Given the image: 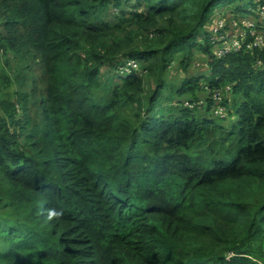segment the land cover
<instances>
[{
	"label": "trees",
	"instance_id": "obj_1",
	"mask_svg": "<svg viewBox=\"0 0 264 264\" xmlns=\"http://www.w3.org/2000/svg\"><path fill=\"white\" fill-rule=\"evenodd\" d=\"M263 1L0 0V264H264Z\"/></svg>",
	"mask_w": 264,
	"mask_h": 264
},
{
	"label": "built area",
	"instance_id": "obj_2",
	"mask_svg": "<svg viewBox=\"0 0 264 264\" xmlns=\"http://www.w3.org/2000/svg\"><path fill=\"white\" fill-rule=\"evenodd\" d=\"M254 14L247 15H234L226 17L223 12L215 14L212 18L217 30L227 29L226 39L222 44H216L220 48H214V54L217 57H221L227 52L244 49L251 50L252 48L262 46L264 43V2L259 4L253 11ZM216 30V31H217ZM233 39V41H231ZM222 42V41H218ZM138 65L134 60H128L127 63L121 68L123 72H130L131 70H137ZM227 86L225 90H229ZM213 104L212 110L218 117L225 116V107L221 104L223 100V94L220 90H214L212 94ZM202 101L199 102L201 104ZM185 105L192 106L188 101Z\"/></svg>",
	"mask_w": 264,
	"mask_h": 264
},
{
	"label": "rangeland",
	"instance_id": "obj_3",
	"mask_svg": "<svg viewBox=\"0 0 264 264\" xmlns=\"http://www.w3.org/2000/svg\"><path fill=\"white\" fill-rule=\"evenodd\" d=\"M229 9V8H228ZM212 15L213 17L215 16L216 13H219V12H224L225 16L226 17H230L231 13L228 12L227 8H225L224 6L223 7H220V6H215L213 9H212ZM235 15V14H234ZM214 22L211 21L210 24H209V28H210V34H209V42L212 47V52L214 53V48H220L219 46H216V44H222L224 42V40H222L223 38L226 39V31H228L227 29H220V30H217L215 28V25H213ZM217 30V31H216ZM218 41H222V42H218ZM233 41V39L231 40ZM225 43H223L224 45ZM205 60V57H201L199 54L196 55V58L193 59V61L191 63H193V65L189 66L187 68V73H183V71L179 70V72L177 73V68H174V73H177V76L178 77V74L180 75H193V74H198V72H203L205 71V64L203 63V61ZM169 70H172V68H170ZM206 72V71H205ZM209 71L206 72V74H208ZM201 82V81H200ZM186 100H188V98H186ZM186 100H183V103H185ZM163 106H160V108H162ZM212 108H211V112H212ZM214 113V112H213ZM229 117H230V114L228 113L227 116H226V119L223 120V122L225 124H227V121H229Z\"/></svg>",
	"mask_w": 264,
	"mask_h": 264
},
{
	"label": "clouds",
	"instance_id": "obj_4",
	"mask_svg": "<svg viewBox=\"0 0 264 264\" xmlns=\"http://www.w3.org/2000/svg\"><path fill=\"white\" fill-rule=\"evenodd\" d=\"M263 2H264V1H263ZM263 2H262V3H263ZM260 4H261V3H260ZM258 5H259V4H258ZM258 5H257V6H258ZM255 9H256V8H255ZM248 10H249V11H250V10L254 11V9H250V8H249ZM223 13H224V12H223ZM216 14H217V13H216ZM231 14H236V15H247V14H254V13L252 12V13H242V14H239V13L231 12ZM212 18H213V15H212ZM225 110H226V109H225ZM225 116H226V112H225Z\"/></svg>",
	"mask_w": 264,
	"mask_h": 264
}]
</instances>
